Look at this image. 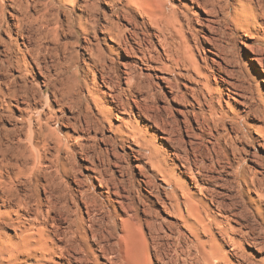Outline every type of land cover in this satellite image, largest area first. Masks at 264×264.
Masks as SVG:
<instances>
[{
    "label": "bare ground",
    "instance_id": "obj_1",
    "mask_svg": "<svg viewBox=\"0 0 264 264\" xmlns=\"http://www.w3.org/2000/svg\"><path fill=\"white\" fill-rule=\"evenodd\" d=\"M0 264H264V0H0Z\"/></svg>",
    "mask_w": 264,
    "mask_h": 264
},
{
    "label": "rangeland",
    "instance_id": "obj_2",
    "mask_svg": "<svg viewBox=\"0 0 264 264\" xmlns=\"http://www.w3.org/2000/svg\"><path fill=\"white\" fill-rule=\"evenodd\" d=\"M244 50V49H243ZM73 52H76L77 54L79 53V54H81L82 52H83V50L81 49V48H76L75 46H73ZM92 141V142H91ZM90 141V143H91V145H95V144H97L98 142L97 141H99V140H91ZM94 143V144H93ZM70 153H68V155H65V156H67V158L66 159H69V161L71 162V160L72 161H78V160H80L79 158H78V155H73V153L72 154H70ZM71 156V157H70ZM74 156V157H73ZM134 252L136 253V252H139L140 251V245L139 244H137V245H134Z\"/></svg>",
    "mask_w": 264,
    "mask_h": 264
}]
</instances>
